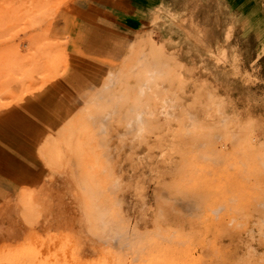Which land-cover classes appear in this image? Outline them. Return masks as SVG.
Here are the masks:
<instances>
[{
	"label": "rangeland",
	"instance_id": "obj_1",
	"mask_svg": "<svg viewBox=\"0 0 264 264\" xmlns=\"http://www.w3.org/2000/svg\"><path fill=\"white\" fill-rule=\"evenodd\" d=\"M0 132V264H264V0H0Z\"/></svg>",
	"mask_w": 264,
	"mask_h": 264
},
{
	"label": "crops",
	"instance_id": "obj_2",
	"mask_svg": "<svg viewBox=\"0 0 264 264\" xmlns=\"http://www.w3.org/2000/svg\"><path fill=\"white\" fill-rule=\"evenodd\" d=\"M140 11H142V10H140ZM135 15H137L136 13H134ZM139 14V13H138ZM1 133V132H0ZM0 139H2V137H0Z\"/></svg>",
	"mask_w": 264,
	"mask_h": 264
}]
</instances>
